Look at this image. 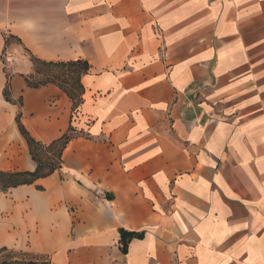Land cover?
<instances>
[{
    "label": "crops",
    "instance_id": "1",
    "mask_svg": "<svg viewBox=\"0 0 264 264\" xmlns=\"http://www.w3.org/2000/svg\"><path fill=\"white\" fill-rule=\"evenodd\" d=\"M7 36L46 62L87 61L81 105L21 71L7 102ZM19 111L43 144L80 136L61 170L0 191V249L30 242L52 264H264V0H0L3 172L36 169ZM121 229L144 233L127 255Z\"/></svg>",
    "mask_w": 264,
    "mask_h": 264
},
{
    "label": "trees",
    "instance_id": "2",
    "mask_svg": "<svg viewBox=\"0 0 264 264\" xmlns=\"http://www.w3.org/2000/svg\"><path fill=\"white\" fill-rule=\"evenodd\" d=\"M15 40L20 45L24 52L29 56L30 60L37 68L36 78L23 76L28 88L39 89L47 85H55L61 89L72 101L73 111L76 110L82 103V96L84 94V87L81 84L83 75L90 71V64L84 60L73 62H46L35 57L30 50H28L19 38L7 36L5 38V49L2 59L6 55L7 49L11 41ZM14 73L6 69L7 84L4 90V98L7 102L13 103L14 100L11 95L10 79ZM19 108L22 107V99L18 101ZM19 131L25 139L29 153L32 160L36 164L34 172H3L0 171V191L7 192L11 188H17L22 185L34 184L41 178H46L55 172L62 169L63 153L68 144L80 134L70 127L59 139L50 144H43L37 141L27 131L21 122V112L16 116ZM119 248L124 255L128 254L129 245L133 240H141L144 233L131 232L127 230H119ZM0 264H52L47 258L26 253L23 251L10 250L6 247L0 249Z\"/></svg>",
    "mask_w": 264,
    "mask_h": 264
},
{
    "label": "rangeland",
    "instance_id": "3",
    "mask_svg": "<svg viewBox=\"0 0 264 264\" xmlns=\"http://www.w3.org/2000/svg\"><path fill=\"white\" fill-rule=\"evenodd\" d=\"M4 62L7 67L6 69L11 73L21 71L25 74V76L30 77L31 79H35L37 76V68L34 67V63L30 60L29 56L24 52L23 48L16 43L15 40L11 41L4 58ZM10 250L32 253L33 249H31L29 242V246L26 244V247H17Z\"/></svg>",
    "mask_w": 264,
    "mask_h": 264
},
{
    "label": "built area",
    "instance_id": "4",
    "mask_svg": "<svg viewBox=\"0 0 264 264\" xmlns=\"http://www.w3.org/2000/svg\"><path fill=\"white\" fill-rule=\"evenodd\" d=\"M95 194H96L97 196H99V195H103V190H101V189H97L96 192H95Z\"/></svg>",
    "mask_w": 264,
    "mask_h": 264
}]
</instances>
